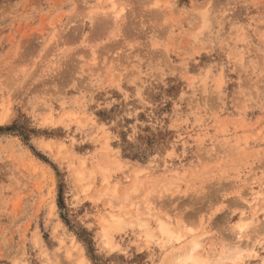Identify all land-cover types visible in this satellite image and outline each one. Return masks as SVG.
<instances>
[{
	"label": "rangeland",
	"instance_id": "obj_1",
	"mask_svg": "<svg viewBox=\"0 0 264 264\" xmlns=\"http://www.w3.org/2000/svg\"><path fill=\"white\" fill-rule=\"evenodd\" d=\"M0 117V264H264V0H0Z\"/></svg>",
	"mask_w": 264,
	"mask_h": 264
},
{
	"label": "bare ground",
	"instance_id": "obj_2",
	"mask_svg": "<svg viewBox=\"0 0 264 264\" xmlns=\"http://www.w3.org/2000/svg\"><path fill=\"white\" fill-rule=\"evenodd\" d=\"M90 15H92V13L90 14ZM119 15V12H117V16ZM91 17V16H90ZM104 17V16H103ZM92 19V18H91ZM108 19V18H107ZM115 19H117V18H115ZM103 20V19H102ZM104 21V20H103ZM8 112L6 111V113H3V114H5L4 115V117L5 116H7L8 114H7ZM1 118V117H0ZM6 120V118H4V120L2 119V121H5ZM47 143L45 142V145H46ZM46 146H49V144L48 145H46ZM148 210V209H147ZM147 213V212H146ZM111 219V218H110ZM109 219V221L110 222H112L111 224L112 225H114V223H116V224H119L120 222H118L119 221V219H118V217L117 218H115V217H113L111 220ZM107 220V219H106ZM106 220H104V221H106ZM121 221V220H120ZM108 222V221H107ZM118 222V223H117ZM244 224L245 223H241L240 225H239V228H243L244 227ZM108 225H109V222H108ZM120 225V224H119ZM106 226V225H105ZM111 226V225H110ZM107 227V226H106ZM105 228V227H104ZM110 228V227H109ZM102 229H103V227H102ZM101 229V232L103 231ZM106 231H109L108 229L106 230ZM162 231L166 234V236H168L169 238H173L174 236V234H173V232L172 231H170L168 228H167V226L166 227H162ZM240 230H238V232H239ZM104 232H105V230H104ZM172 232V233H171ZM106 234V233H105ZM105 236V235H104ZM107 236H108V233H107ZM147 237V236H146ZM171 239H169V240H171ZM146 242L148 243V242H150V239H146ZM243 243V242H242ZM108 245H109V242H108ZM237 245H239V247H240V245H242V244H237ZM236 245V246H237ZM185 247V246H184ZM200 247V242H199V240L197 241V239L196 240H192V242H189L188 243V246H186L185 247V250H181L180 252V254H177V253H174V254H170L171 256H169L168 257V260H165L164 262H162L161 264H208V262H206L204 259H203V256L201 255L200 256V254L198 253V248ZM239 247H238V249H239ZM238 249H236V250H238ZM239 251L241 252V250L239 249ZM238 251V253L236 254V256L240 253ZM237 252V251H236ZM235 255V254H234ZM223 256V255H222ZM229 256V255H228ZM235 256V257H236ZM232 257H234V256H232ZM238 257H239V255H238ZM238 257H236V258H234V260L235 259H237ZM84 259H85V257H83ZM83 258H81V260H78L79 261V263H78V261H77V263L78 264H83ZM224 258V257H223ZM83 261V262H82ZM222 261V260H221ZM220 261V262H221ZM225 261V260H224ZM219 262V261H218ZM219 262V263H220ZM217 263V262H216ZM219 263H217V264H219ZM212 264H215V262L214 263H212ZM220 264H225V263H220Z\"/></svg>",
	"mask_w": 264,
	"mask_h": 264
}]
</instances>
